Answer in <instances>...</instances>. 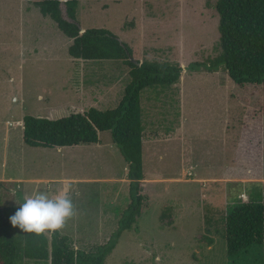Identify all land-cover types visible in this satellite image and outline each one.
Instances as JSON below:
<instances>
[{"label": "rangeland", "instance_id": "374dc122", "mask_svg": "<svg viewBox=\"0 0 264 264\" xmlns=\"http://www.w3.org/2000/svg\"><path fill=\"white\" fill-rule=\"evenodd\" d=\"M216 1H79L81 28L108 29L140 62L183 69L177 84L141 94L147 138L141 192L151 206L121 233L105 264H231L224 217L239 202H264V86L241 88L223 69H187L219 53ZM71 42L32 1L0 0V197L20 206V196L37 187L54 194L71 183L75 215L59 231L72 247L92 252L129 203L127 162L111 133H100L97 145L63 150L22 139L25 115L57 119L98 104L112 109L122 98L128 66L73 58ZM148 138L157 139L153 148ZM234 261L264 264V245Z\"/></svg>", "mask_w": 264, "mask_h": 264}, {"label": "trees", "instance_id": "16d2710c", "mask_svg": "<svg viewBox=\"0 0 264 264\" xmlns=\"http://www.w3.org/2000/svg\"><path fill=\"white\" fill-rule=\"evenodd\" d=\"M40 13L50 17L59 30L72 39L68 54L83 60H121L129 68L130 81L116 107L100 110L90 107L83 112L50 119L25 115L23 142L32 147H62L99 142V133L109 131L113 143L128 163L129 204L123 210L116 229L94 251L71 246L60 231L36 235L24 233L10 224L9 217L19 208L0 197V264H22L25 259L49 264H105L121 233L131 230L141 214L151 206L149 195L141 192L144 179V124L141 94L146 88L168 87L180 81L182 67L177 63L131 59V49L105 28L82 31L77 20L80 0H28ZM65 7L67 18L62 13ZM219 16V53L202 63H190L187 69H223L239 87L264 86V0H217ZM20 200L24 201L21 198ZM224 235L228 258L248 253L264 245V202H239L224 217Z\"/></svg>", "mask_w": 264, "mask_h": 264}, {"label": "clouds", "instance_id": "9594fccd", "mask_svg": "<svg viewBox=\"0 0 264 264\" xmlns=\"http://www.w3.org/2000/svg\"><path fill=\"white\" fill-rule=\"evenodd\" d=\"M72 187L71 183L64 182L54 194L37 187L9 217L10 224L24 233L36 235L62 229L66 221L75 215Z\"/></svg>", "mask_w": 264, "mask_h": 264}, {"label": "crops", "instance_id": "0c3cea01", "mask_svg": "<svg viewBox=\"0 0 264 264\" xmlns=\"http://www.w3.org/2000/svg\"><path fill=\"white\" fill-rule=\"evenodd\" d=\"M82 29H84V28H82ZM71 40H72V39H71ZM98 105H99V104H98ZM98 105H95V108L97 107L98 109L102 110V108H101V107H98ZM93 107H94V106H93ZM21 124L23 125V121L21 122ZM100 133H102V132H100ZM100 133H99V134H100ZM144 133H145V131H144ZM144 139H147V138H145V135H143V138H142V146H143V140H144ZM148 139L150 140V142H148L149 145H150V147L152 146V148H153V147H154L153 144H154V143H155V144L157 143V141H156L157 139H155V138H152V139H151V138H148ZM99 143H100V138H99V142H98V143H95L94 145H97V144H99ZM92 145H93V144H92ZM114 145H115V144H114ZM75 146H77V145H75ZM115 146H116V145H115ZM63 147H66V146H62V147H54V148H58L57 150H63ZM42 148H47V147H42ZM119 152H120V151H119ZM142 157H143V155H142ZM128 166H129V165H128V163H127V168H126V170H125L126 174H127V171H128ZM190 171H191V169H190ZM184 172H185V170H184ZM187 172H188V171H187ZM187 172H186V173H187ZM191 173H192V171H191ZM185 175H186V174H185ZM144 176H145V175H144ZM4 180H6V179H4ZM10 180H15V179L10 178ZM46 180H49V179H38V181H46ZM56 180H58V179H56ZM108 180H109V179H106L105 181L108 182ZM110 180H111V179H110ZM110 180H109V182H110ZM124 180H125V181H124ZM123 181L129 184V180H128V179L124 178ZM144 181H145V179L142 180V183H143ZM2 182H4V181H2ZM23 182H25V181H23ZM58 183H59V182H58ZM108 197H109V196H108ZM108 197H107L105 200L108 201V200L110 199V198H108ZM128 204H129V203H128ZM125 207H126V206H125ZM125 207H124V208H125ZM61 234H62V233H61Z\"/></svg>", "mask_w": 264, "mask_h": 264}, {"label": "water", "instance_id": "95a60500", "mask_svg": "<svg viewBox=\"0 0 264 264\" xmlns=\"http://www.w3.org/2000/svg\"><path fill=\"white\" fill-rule=\"evenodd\" d=\"M64 17L67 18L65 11H64ZM82 31H84V29H82ZM131 59L135 60L133 57Z\"/></svg>", "mask_w": 264, "mask_h": 264}, {"label": "built area", "instance_id": "2783aa9c", "mask_svg": "<svg viewBox=\"0 0 264 264\" xmlns=\"http://www.w3.org/2000/svg\"><path fill=\"white\" fill-rule=\"evenodd\" d=\"M192 173H191V171H188L187 173H186V175H191Z\"/></svg>", "mask_w": 264, "mask_h": 264}]
</instances>
